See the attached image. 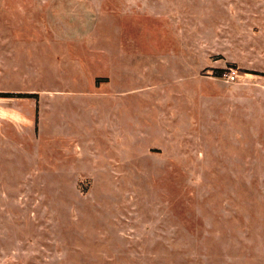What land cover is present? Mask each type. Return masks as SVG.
Listing matches in <instances>:
<instances>
[{
  "label": "rangeland",
  "instance_id": "rangeland-1",
  "mask_svg": "<svg viewBox=\"0 0 264 264\" xmlns=\"http://www.w3.org/2000/svg\"><path fill=\"white\" fill-rule=\"evenodd\" d=\"M1 93L0 264H264V0H0Z\"/></svg>",
  "mask_w": 264,
  "mask_h": 264
},
{
  "label": "built area",
  "instance_id": "built-area-1",
  "mask_svg": "<svg viewBox=\"0 0 264 264\" xmlns=\"http://www.w3.org/2000/svg\"><path fill=\"white\" fill-rule=\"evenodd\" d=\"M235 77H236V73L232 71L228 75H226V80L228 82H233L235 80Z\"/></svg>",
  "mask_w": 264,
  "mask_h": 264
},
{
  "label": "trees",
  "instance_id": "trees-1",
  "mask_svg": "<svg viewBox=\"0 0 264 264\" xmlns=\"http://www.w3.org/2000/svg\"><path fill=\"white\" fill-rule=\"evenodd\" d=\"M218 76H219V75H218ZM0 97H9V95H8V94L1 93V94H0Z\"/></svg>",
  "mask_w": 264,
  "mask_h": 264
}]
</instances>
